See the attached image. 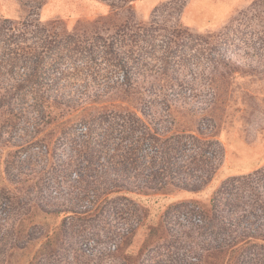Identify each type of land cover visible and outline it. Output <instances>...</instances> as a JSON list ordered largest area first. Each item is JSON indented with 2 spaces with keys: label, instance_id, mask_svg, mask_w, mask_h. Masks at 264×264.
Returning <instances> with one entry per match:
<instances>
[{
  "label": "rangeland",
  "instance_id": "374dc122",
  "mask_svg": "<svg viewBox=\"0 0 264 264\" xmlns=\"http://www.w3.org/2000/svg\"><path fill=\"white\" fill-rule=\"evenodd\" d=\"M166 1L132 0L133 21L148 22L152 9ZM180 1L184 3L181 24L193 33L207 34L221 30L254 0ZM108 13L110 8L98 0H46L39 10L40 21L57 20L48 29L60 32L77 26L82 34L72 45L76 49L72 57L46 59L43 72L53 86L14 90L23 68L10 71L7 61H0V96L5 94L3 87L14 86L0 101V264H34L40 259L38 264H133L125 254L135 257L140 252L137 261L144 259V263L146 257L164 264L169 262L166 258L172 264L197 262L195 247L191 253L187 248L203 244L201 213L214 191L224 179L264 165V62L260 57L234 53L226 64L239 72L230 76L226 67L210 82L203 58L181 57L164 71L156 57L161 47L156 41L155 56L139 63L142 68L132 86L122 85L121 71L106 66L104 53L106 34L114 26L106 20L86 24ZM255 13L264 24V2L256 5ZM0 17L21 21L25 12L18 0H0ZM125 18V12H119L114 24ZM89 49L94 57L87 53ZM165 91L188 97L183 99L187 115L176 120L190 117L217 124L215 138L222 155L215 174L197 192L130 188L106 193L110 157L106 155V110L117 105L134 109L142 97L150 99L151 107L157 108L156 118L165 124L173 117L160 108L158 94ZM224 91V102L219 97L213 107L207 106L213 94ZM43 93H62L67 102L54 104ZM88 145L94 147L92 151L88 152ZM70 161L79 164L75 167ZM70 208L75 212L66 211ZM168 250L177 252L174 258L166 256ZM258 250L264 254V249Z\"/></svg>",
  "mask_w": 264,
  "mask_h": 264
},
{
  "label": "trees",
  "instance_id": "16d2710c",
  "mask_svg": "<svg viewBox=\"0 0 264 264\" xmlns=\"http://www.w3.org/2000/svg\"><path fill=\"white\" fill-rule=\"evenodd\" d=\"M18 1L25 12L21 21L0 17V61H7L10 71L22 67L24 72L19 75L16 88L12 85L3 87L5 96H0V101L12 88L18 91L29 86L39 91L40 87L53 86L46 81L43 72L46 59L54 62L58 55L72 57L76 52L72 45L82 35L77 33V26L60 32L48 29L57 20L40 21L39 10L46 0ZM98 1L106 4L110 13L86 24L106 20V23L114 26L106 34L104 53L106 66L110 70L121 71L122 85L132 86L142 68L139 63L146 57L155 56L153 48L156 41H160L161 46L156 57L164 71L181 57L203 58V68L211 75L210 82L216 81V73L226 67L228 71L225 74L230 76L239 72L238 67L226 64L234 53L253 54L264 62V24L259 23L255 13L256 5L264 0L252 1L221 30L207 34L193 33L181 24L179 16L184 3L180 0H168L156 5L146 23L133 21L132 0ZM123 11L125 20L114 24L115 16ZM49 44L54 45L47 51ZM194 45L200 47L196 49ZM93 52V49L87 50L91 57H94ZM158 95L162 103L160 108L173 116L165 124L156 118L157 108L151 107L150 99L142 97L134 109L117 105L118 108L111 106L106 110V155L110 153L106 163V193L130 188L144 192H165L170 189L197 192L215 174L222 155L215 138L218 134L217 124H206L202 119L190 117L187 121L176 120V116L187 115L183 99L188 97L167 91ZM43 96L54 104L67 102L62 93L52 96L43 93ZM226 96V91L216 97L213 94L206 104L213 107L212 104L220 99V102H224ZM38 99L39 96L35 97L36 104ZM93 148L89 146L88 152ZM69 164L76 167L79 163L70 161ZM88 183L93 184V181ZM66 211L75 212L71 208ZM201 214L204 221L199 228L206 237L203 244L197 243L187 248L191 253L195 247L198 261L180 264H264V254L258 250L264 249V165L249 173L224 179ZM169 251L165 253L167 257L177 254ZM140 254L135 257L125 254V258H133V264H164L163 260L149 257H146V263L144 259L137 261ZM193 258L196 259L195 256ZM170 260L166 258L169 262L165 264H172Z\"/></svg>",
  "mask_w": 264,
  "mask_h": 264
}]
</instances>
